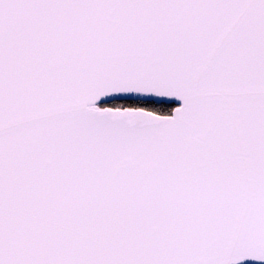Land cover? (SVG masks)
I'll use <instances>...</instances> for the list:
<instances>
[{
	"label": "snow or ice",
	"instance_id": "obj_1",
	"mask_svg": "<svg viewBox=\"0 0 264 264\" xmlns=\"http://www.w3.org/2000/svg\"><path fill=\"white\" fill-rule=\"evenodd\" d=\"M0 264H264V0H0Z\"/></svg>",
	"mask_w": 264,
	"mask_h": 264
}]
</instances>
